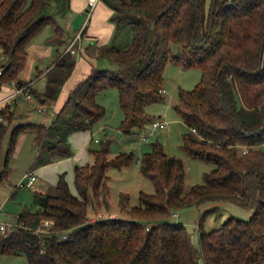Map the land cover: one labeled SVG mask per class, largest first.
<instances>
[{
    "label": "trees",
    "instance_id": "obj_1",
    "mask_svg": "<svg viewBox=\"0 0 264 264\" xmlns=\"http://www.w3.org/2000/svg\"><path fill=\"white\" fill-rule=\"evenodd\" d=\"M103 1L114 10L112 41L91 42L81 52L91 62V72L51 123L13 128L8 156L18 136L29 129L40 146V165L72 156L70 134L92 129L106 114L97 95L109 88L118 91L120 128L126 134L145 129L157 119L147 107L165 100L164 70L171 60L202 72L193 89H180L174 108L189 127L182 149L214 168L187 191L183 160L168 154L157 140L141 159V171L153 182L154 192L141 191L139 203L129 209L123 195L121 207L128 218L91 219L89 206L96 198L109 203V169L128 167L135 158L133 152L111 157L110 140L102 142L90 149L92 163L75 168L77 193L65 172L53 192L34 189L39 208L23 210L13 231L0 232V252L25 253L28 264H201L202 257L205 264L264 262V0ZM69 8L70 0H0L1 87L15 81L28 85L41 103L52 105L58 99L77 62L73 52L66 50L50 69L44 91L22 80L21 73L29 44L46 26L53 27L49 41L58 47L65 43L58 15ZM124 30L130 41L120 45ZM105 59L116 66L100 65ZM12 106L8 102L3 108L0 148L14 119ZM215 201L238 204L252 215H231L206 231L204 220L212 209L206 210L196 225L199 248L187 225L169 218L176 210ZM45 219L52 225L38 231Z\"/></svg>",
    "mask_w": 264,
    "mask_h": 264
},
{
    "label": "rangeland",
    "instance_id": "obj_2",
    "mask_svg": "<svg viewBox=\"0 0 264 264\" xmlns=\"http://www.w3.org/2000/svg\"><path fill=\"white\" fill-rule=\"evenodd\" d=\"M30 1V0H28ZM70 13L68 9L64 14L58 15V21L63 26V21L68 19ZM52 25L46 26L35 39L34 47L30 52V65L27 63L26 69L21 73V77L26 78L30 75L31 78H36L38 72L36 70V62L41 61L43 56L44 46L41 45V39L54 34ZM77 35V30L69 29L65 34L66 41L73 40ZM129 35V34H128ZM124 30L120 34L118 43L126 45L130 38ZM79 40L75 46V55H79L78 46ZM65 46L61 47V52ZM86 50V49H85ZM84 50V51H85ZM56 59L57 51L53 52ZM87 57L86 54H83ZM45 59L44 62H47ZM2 60H0V63ZM100 65L114 67L116 64L110 60H102ZM28 66H31V70ZM46 66H43L45 68ZM25 76V77H24ZM202 72L198 68L184 69L181 65L168 60L164 70V89L165 100L155 102L147 107V112L156 118H162L168 122L166 128L151 132L152 127L148 125L145 129L136 131L133 134H126L121 128L123 119V110L120 106L118 91L115 88H109L98 93L97 101L106 108V114L90 129V143L86 151L79 152L80 157L72 164L70 162H62L67 158H54L52 167L46 170L39 168L42 166L38 161L40 156V146L35 142L36 133L34 130H26L22 132L16 141L13 152L8 156L10 134L13 128L19 124L36 123L49 124L54 119V105L47 108L46 111L35 107L36 101H28L23 96L17 104V114L14 115L10 129L0 148V203L3 205V211L0 214V219L10 224L17 222V216L25 209L37 210L39 205L35 203L34 189L26 186H20L21 183L27 181V176L31 172L39 174V179L36 182L35 189L42 192H53L58 179V173H66V177L71 185L74 193H77L74 184V167L81 165L82 162H93V155L90 149L99 148L102 142L110 140L111 157L118 155L121 152H133L135 155L133 163L122 169L111 168L108 171L110 176V190L108 194V205L105 206L103 198H96L94 206H89V216L94 218H107V216H117L120 218H128L126 210L121 207L123 195H125V203L127 209L139 203L141 191L152 193L154 192V184L141 171V159L144 153L152 148V143L159 140L163 143L165 150L172 156L179 157L183 160L186 167V190L188 191L194 184L204 181V174L214 168V164L191 158L183 149V135L189 131V127L179 116L174 108V105L179 102L180 89H193L200 81ZM42 82V81H41ZM37 84V90L41 85ZM12 87L11 84L7 85ZM7 87L1 90L0 95L7 92ZM40 91V90H39ZM32 98H35L32 95ZM14 101V100H13ZM56 109V108H55ZM57 113V112H55ZM52 120V121H50ZM149 136L148 138H145ZM264 148V144L262 145ZM73 148V147H72ZM59 160V161H58ZM140 160V161H139ZM81 161V162H80ZM56 162V163H55ZM48 163V164H50ZM47 165V164H45ZM51 165V164H50ZM54 172V173H51ZM35 173V174H36ZM36 174V175H37ZM48 175V176H47ZM108 207V208H107ZM109 210L105 212L104 210ZM212 209L205 217L204 229L206 231L218 228L229 216L235 215L242 219H248L252 215V211L241 207L238 204L231 202H207L202 206H192L181 210H176L169 218L170 221L184 223L193 233V241L195 245L201 248L200 230L196 226L201 215ZM103 211V212H102ZM0 264H28L25 253L17 255L2 254L0 252ZM201 264H205L204 257L201 258ZM264 264V262L259 263Z\"/></svg>",
    "mask_w": 264,
    "mask_h": 264
},
{
    "label": "crops",
    "instance_id": "obj_3",
    "mask_svg": "<svg viewBox=\"0 0 264 264\" xmlns=\"http://www.w3.org/2000/svg\"><path fill=\"white\" fill-rule=\"evenodd\" d=\"M86 6H87V0H70V8L68 9V13H70V16L68 17V19L63 21V26H62L65 30V34L67 33V31H69L70 28L77 30V34L79 33L80 30H82L84 23H85L86 16H87ZM113 13H114V10L112 9V7H110L108 4H106L103 0H101L97 4V6L95 7V9L91 15L89 23L83 29V32H82V35L80 38V40H81L80 45L78 46L79 52H83L90 45L91 42H97L98 45H104V44H108L112 41L114 34H115V30H116L115 23L111 20ZM38 36H39V34L32 40V42L28 46V61H27V63L29 65H30V61H31L30 60V52H31L32 47H34V45H38V44H35V39ZM50 36H46L45 38L41 39V45L44 46V51L42 54L43 56L40 58L41 61L36 62V64H35V66H36L35 68L38 72L37 77L31 78L30 75H28L26 78L21 77V79L24 81H31V86L33 88H36V89H37V84L42 81L40 87L38 88L40 91H44L46 89L48 72L50 71V69L52 67H54V65L57 63V61L62 57V55L66 52L69 44L72 42V40L66 41V39L64 37L65 43L63 45L65 46V48H64V51L61 52V47L63 45L61 47H58L57 44L49 41ZM54 51H57V53H58V57H56V59H53L55 57V55L53 53ZM3 59H4V54H3L2 48L0 47V60L3 61ZM45 59H48L47 62H50V63H47V65H46V63L44 62ZM43 66H46V67L43 68ZM28 67L31 70V66H28ZM25 69H26V67H25ZM25 69L22 71V74L25 71ZM91 69H92L91 62L82 53H79V55L77 57V62H76V65L73 69L72 74L65 81L58 99L54 103H52V105L48 104V103H41L37 99H34V98L27 99V98H25L24 95H22V96L26 100L31 101V102L35 100L36 104H37L35 107H38L42 111H46L47 108H51L54 105V107L56 109L54 108L53 114L55 115V112H58L63 107V105L65 104L70 92L78 85V83L82 79H84L91 72ZM6 87H7L6 88L7 92L2 94V96L0 95V97H3L6 94H8V92H10V90L12 88L10 86L9 87L6 86ZM22 96H20L16 100H14V102L12 100L10 101L13 105L12 107L14 109V114H17V104H18V101L20 100V98H22ZM50 121H52V120H50ZM49 123H51V122H49ZM89 131L91 132V130L88 129V130H83V131H75V132L70 134L69 141L73 147L74 153L72 156L67 157L66 160L62 161L63 163L64 162H70L72 164L73 162H76L77 159L79 160V157H80L79 152H81L83 150L86 151L88 149L87 147H88V145L90 143V139H91L90 134L88 133ZM91 155H92V153H91ZM93 159H94V157H93ZM50 164L42 165L39 168V170L40 169L46 170V169L51 168L52 163H50ZM53 164H54V162H53ZM86 164H90V162H86V163L82 162L81 163V165H86ZM77 166L78 165H76L74 167V173H75V168ZM62 170H64V169L63 168L60 169V172L58 173L59 175H60V173H62L61 172ZM51 173H54V172H51ZM59 175H58V178H59ZM37 178L39 179V174H37ZM38 179H37V181H38ZM102 210H104L105 212L109 211V210L107 211L105 209H102Z\"/></svg>",
    "mask_w": 264,
    "mask_h": 264
},
{
    "label": "built area",
    "instance_id": "obj_4",
    "mask_svg": "<svg viewBox=\"0 0 264 264\" xmlns=\"http://www.w3.org/2000/svg\"><path fill=\"white\" fill-rule=\"evenodd\" d=\"M101 0H87V6H86V12H87V16L85 19V23L84 26L82 28V30L79 31V33L76 35V37L73 39V41L70 43V45L67 48V51L70 50L71 52L75 53L76 52V44L78 43V41L81 38L82 32L84 27L89 23L91 15L95 9V7L97 6V4L100 2ZM3 73V69L0 68V75ZM12 88L10 90V92H8V94H6L3 97H0V125H2L5 120L6 117L3 113V108L6 106V104L8 102H10L11 100H16L18 99L20 96L24 95L25 98L27 99H31L32 98V94L28 89V85H18L15 81L11 82ZM4 87H1V90ZM165 91V89L163 90ZM168 126V122L162 118H157L153 121V123L151 124L152 130L151 132L154 133L157 130L166 128ZM149 136H146L145 138H148ZM248 149L245 147L244 148V152H246ZM37 175L35 174V172H31L28 174L27 176V181L25 183H21V187L22 186H26L29 187L31 189H35L36 186V182H37ZM3 211V205L0 203V214ZM112 217H115L114 215H111ZM18 219V216H17ZM18 224V220L15 224H10L8 222L3 221L2 219H0V232L7 235L9 234L11 231H13L16 226ZM52 225V221L49 219H45L43 221V225L38 229V231L43 230L45 227H49Z\"/></svg>",
    "mask_w": 264,
    "mask_h": 264
},
{
    "label": "water",
    "instance_id": "obj_5",
    "mask_svg": "<svg viewBox=\"0 0 264 264\" xmlns=\"http://www.w3.org/2000/svg\"><path fill=\"white\" fill-rule=\"evenodd\" d=\"M0 91H1V85H0Z\"/></svg>",
    "mask_w": 264,
    "mask_h": 264
}]
</instances>
